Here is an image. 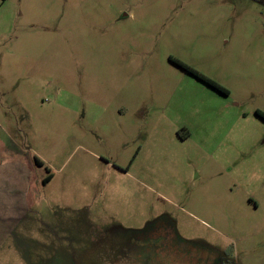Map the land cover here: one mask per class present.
I'll use <instances>...</instances> for the list:
<instances>
[{
	"label": "rangeland",
	"instance_id": "obj_1",
	"mask_svg": "<svg viewBox=\"0 0 264 264\" xmlns=\"http://www.w3.org/2000/svg\"><path fill=\"white\" fill-rule=\"evenodd\" d=\"M256 111L262 0H0V129L35 180L0 264H264Z\"/></svg>",
	"mask_w": 264,
	"mask_h": 264
},
{
	"label": "crops",
	"instance_id": "obj_2",
	"mask_svg": "<svg viewBox=\"0 0 264 264\" xmlns=\"http://www.w3.org/2000/svg\"><path fill=\"white\" fill-rule=\"evenodd\" d=\"M30 164L0 129V225L7 227L2 231L7 235H15V228L31 210L35 180Z\"/></svg>",
	"mask_w": 264,
	"mask_h": 264
},
{
	"label": "trees",
	"instance_id": "obj_3",
	"mask_svg": "<svg viewBox=\"0 0 264 264\" xmlns=\"http://www.w3.org/2000/svg\"><path fill=\"white\" fill-rule=\"evenodd\" d=\"M264 1V0H262ZM172 62L178 66L179 68H181L182 70H184L185 72L189 73L190 75H192L193 77L197 78L198 80H200L201 82L205 83L206 85L210 86L211 88H213L214 90H216L217 92L221 93V94H224V95H227L228 92L222 88L221 86L217 85L216 83H214L213 81L205 78L204 76L198 74L196 71H194L193 69L187 67L185 64L177 61V60H172ZM256 116H258L259 118H264V114L259 112V111H256L255 112ZM34 160V164L40 168V167H43V163L36 157L33 158ZM51 177L52 175L51 174H48L46 176V178L43 180V183L46 184L47 182H49L51 180Z\"/></svg>",
	"mask_w": 264,
	"mask_h": 264
},
{
	"label": "flooded vegetation",
	"instance_id": "obj_4",
	"mask_svg": "<svg viewBox=\"0 0 264 264\" xmlns=\"http://www.w3.org/2000/svg\"><path fill=\"white\" fill-rule=\"evenodd\" d=\"M262 120H264V118H261Z\"/></svg>",
	"mask_w": 264,
	"mask_h": 264
}]
</instances>
